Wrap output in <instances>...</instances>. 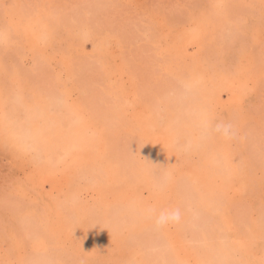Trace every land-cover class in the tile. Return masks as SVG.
<instances>
[{"label":"rangeland","instance_id":"1","mask_svg":"<svg viewBox=\"0 0 264 264\" xmlns=\"http://www.w3.org/2000/svg\"><path fill=\"white\" fill-rule=\"evenodd\" d=\"M180 263L264 264V0H0V264Z\"/></svg>","mask_w":264,"mask_h":264},{"label":"clouds","instance_id":"2","mask_svg":"<svg viewBox=\"0 0 264 264\" xmlns=\"http://www.w3.org/2000/svg\"><path fill=\"white\" fill-rule=\"evenodd\" d=\"M214 131L224 138H231L235 134L232 125L223 122L216 124ZM154 220L158 229L170 224H178L182 220V212L179 208L163 209L155 214Z\"/></svg>","mask_w":264,"mask_h":264},{"label":"bare ground","instance_id":"3","mask_svg":"<svg viewBox=\"0 0 264 264\" xmlns=\"http://www.w3.org/2000/svg\"><path fill=\"white\" fill-rule=\"evenodd\" d=\"M197 80H198V78H197ZM190 86V85H189ZM231 93H232V91H231ZM20 139V138H19ZM70 147V146H69ZM162 150H163V152H162ZM161 150V152L162 153H165L166 152V148H164V149H162ZM74 152V148H73V146L72 147H70V148H68V149H66L65 150V156H67L68 158L67 159H75V154L73 153ZM59 158H61V157H59ZM162 161V160H161ZM57 162H58V164L60 165L61 164V161H60V159H58L57 160ZM66 167V166H65ZM226 174V173H225ZM245 177V176H244ZM252 178V177H251ZM242 187V186H241ZM225 195V194H224ZM161 229V228H160ZM166 230V229H165ZM167 235H165V237H166ZM168 238L170 239V237L168 236ZM180 238V237H179ZM168 239V240H169ZM168 242V241H167ZM181 245H183V244H181ZM169 246V245H168ZM178 247H179V245H177ZM176 246V247H177ZM184 246V245H183ZM177 249V248H176ZM179 249V248H178ZM177 249V250H178ZM180 249H181V246H180ZM66 250V249H65ZM172 250H174V249H172ZM177 252H179V251H177ZM183 253V252H182ZM183 254H185V253H183ZM182 256V255H181ZM179 257H180V254H179ZM180 260V259H179ZM186 263H187V261H186ZM185 263V264H186ZM181 264V263H180ZM189 264V263H188Z\"/></svg>","mask_w":264,"mask_h":264}]
</instances>
